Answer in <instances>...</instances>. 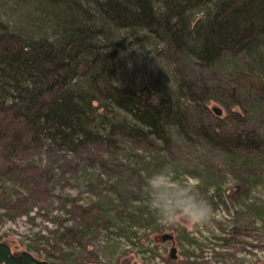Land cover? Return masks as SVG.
<instances>
[{
  "label": "rangeland",
  "instance_id": "1",
  "mask_svg": "<svg viewBox=\"0 0 264 264\" xmlns=\"http://www.w3.org/2000/svg\"><path fill=\"white\" fill-rule=\"evenodd\" d=\"M18 1L0 0L2 19L20 20ZM205 9L192 14L199 18ZM128 40L127 50L144 52L143 60L148 50L135 36ZM251 61L245 51L209 64L176 54L173 68L194 99L187 98V136L148 142L118 136L110 150L95 142L71 149L46 139L15 159L16 169L0 149V242L40 259L51 252L53 264H264V74ZM94 106L104 113L98 101ZM206 127L222 138L214 140ZM238 136H256L257 144L228 143ZM164 167L196 184L212 209L207 222H160L145 186ZM40 171L46 184L28 181L30 172ZM15 201L28 214L10 217L6 207ZM74 205L99 212L87 222ZM165 233L174 239L163 241Z\"/></svg>",
  "mask_w": 264,
  "mask_h": 264
},
{
  "label": "trees",
  "instance_id": "2",
  "mask_svg": "<svg viewBox=\"0 0 264 264\" xmlns=\"http://www.w3.org/2000/svg\"><path fill=\"white\" fill-rule=\"evenodd\" d=\"M18 2L25 7L13 11L20 20L0 12V149L15 169V159L46 139L110 150L118 136L145 142L187 136V98L194 99L173 68L177 53L209 64L245 51L264 74V0ZM200 6L206 9L196 18L192 11ZM129 36L148 50L143 60L144 52L127 50ZM241 136L227 142L257 144L258 137ZM30 173L28 181L46 184L42 171ZM74 206L87 222L97 215L93 206ZM6 210L12 218L29 212L20 201ZM45 256L51 261L53 254Z\"/></svg>",
  "mask_w": 264,
  "mask_h": 264
},
{
  "label": "clouds",
  "instance_id": "3",
  "mask_svg": "<svg viewBox=\"0 0 264 264\" xmlns=\"http://www.w3.org/2000/svg\"><path fill=\"white\" fill-rule=\"evenodd\" d=\"M174 177L175 173L164 167L146 181L145 191L160 222L171 224L179 219L189 224L207 222L212 209L200 195L196 184Z\"/></svg>",
  "mask_w": 264,
  "mask_h": 264
},
{
  "label": "water",
  "instance_id": "4",
  "mask_svg": "<svg viewBox=\"0 0 264 264\" xmlns=\"http://www.w3.org/2000/svg\"><path fill=\"white\" fill-rule=\"evenodd\" d=\"M213 109L218 114L222 113V109L218 106H215ZM172 239H174V235L171 233H165L162 236L163 241ZM171 257L173 259L178 257V249L176 246H173L171 249ZM0 264H52V262L47 259L38 258L30 251H23L16 256L10 244L0 242Z\"/></svg>",
  "mask_w": 264,
  "mask_h": 264
},
{
  "label": "flooded vegetation",
  "instance_id": "5",
  "mask_svg": "<svg viewBox=\"0 0 264 264\" xmlns=\"http://www.w3.org/2000/svg\"><path fill=\"white\" fill-rule=\"evenodd\" d=\"M14 254H15L16 256H18L20 253H15V252H14Z\"/></svg>",
  "mask_w": 264,
  "mask_h": 264
}]
</instances>
